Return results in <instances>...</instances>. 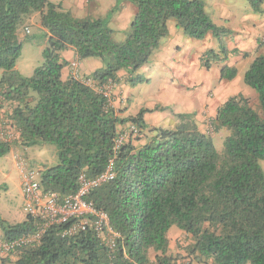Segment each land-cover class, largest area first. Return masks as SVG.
<instances>
[{
    "label": "trees",
    "instance_id": "16d2710c",
    "mask_svg": "<svg viewBox=\"0 0 264 264\" xmlns=\"http://www.w3.org/2000/svg\"><path fill=\"white\" fill-rule=\"evenodd\" d=\"M128 1L137 12L119 40L107 18L77 17L51 0H0V96L11 103L8 116L20 133L16 143L57 144L59 164L43 168L39 179L44 191L61 197L78 191L81 174L95 177L113 160L115 178L92 189L86 199L108 214L119 234L110 248L91 227L65 234L75 224L70 220L50 227L39 242L14 250L15 260L4 258L0 264H178L168 253L172 228L192 237L189 253L198 261L264 264V116L252 107L250 97L231 96L218 108L216 131L229 132L219 152L213 137L199 128L195 112L175 113L173 127H152L145 114L166 107L120 117L109 99L85 80L63 79L67 62L62 52L69 48L80 59L101 60L102 67L86 76L97 85L118 83L122 70L125 81L134 84L169 36L170 20L192 38L221 39L228 32L213 20L204 0ZM248 2L253 13L264 14V0ZM31 10L41 13L47 45L45 61L26 77L16 68L22 52L17 27ZM259 45L264 47V38ZM220 46L225 57L213 51L215 61L227 58L225 44ZM211 61L204 56L208 68ZM237 74L236 66L221 68L222 79ZM244 82L258 92L264 115V53L254 58ZM128 122L151 136L143 145L135 143L138 137L116 149L119 126ZM12 145L0 141V155ZM0 226L3 241L36 230L28 214L22 223L2 221Z\"/></svg>",
    "mask_w": 264,
    "mask_h": 264
},
{
    "label": "rangeland",
    "instance_id": "374dc122",
    "mask_svg": "<svg viewBox=\"0 0 264 264\" xmlns=\"http://www.w3.org/2000/svg\"><path fill=\"white\" fill-rule=\"evenodd\" d=\"M53 2H61L63 0H51ZM70 1V0H67ZM206 4L207 11L211 14L213 20L218 24H224L228 26V32L222 36L221 39L215 38L218 42V49L209 48L206 45L205 49V59L211 58L212 67H215L211 72V79L208 82H211L213 85V89L217 90L218 86L221 85V77H215L216 69L220 67V69L227 65L223 64L222 67L219 65L220 62L223 61H215L213 51L219 53L222 57H225V54L221 52L220 43L225 44L227 48V56L228 54L233 53L241 55L244 51L240 49L228 50L232 43H235L239 36L244 35V38L247 35L252 36L253 38H257L260 35L255 31L246 33V23L243 22V19L246 14L253 13L251 6L248 0H204ZM63 6V5H62ZM65 10H68L66 5L63 6ZM226 13L227 16H221V12ZM69 11V10H68ZM74 15H81L77 9L73 10ZM76 15V16H77ZM263 15V14H260ZM105 18V17H104ZM107 18V17H106ZM41 13L36 10H31L30 12L23 15L17 27V36L19 41L22 44V52L17 59L16 68L18 71L26 76L31 77L36 68L43 64L45 61L44 50L47 45V36L43 29L41 28ZM29 29V30H28ZM121 34V32H120ZM119 40L124 39L125 35H118ZM193 40L199 41L202 43L206 39H198L192 38ZM263 39V35L259 37V43ZM255 55L258 56L264 53V47L258 44L257 49L254 51ZM218 62V63H217ZM218 66V67H217ZM202 69H208L204 62H201ZM248 67H245L241 70V82L237 85L230 86L229 84H224L222 88L218 91L217 97L215 98V103L223 104L231 94H243L245 96L250 97L252 107L261 115L262 114V104L258 95V92L245 84L244 82V74ZM140 72V71H139ZM3 70L0 69V79L2 77ZM142 76V80L137 81L134 84H128L129 89L127 91L128 98H122L121 107H126V116H136L142 108H148L150 106H154L160 102V92L161 87L164 84L163 82L168 78L166 72H158L151 76ZM220 76V74H219ZM86 78V77H85ZM205 81H201L199 84L204 86ZM225 83H228V80H225ZM200 85L194 87L193 89L199 88ZM244 87H246V91H244ZM240 92V93H238ZM212 92H210L211 94ZM237 93V94H236ZM33 95H37L33 93ZM2 101V102H1ZM0 103L2 107H0V121H9L12 120L9 118L8 113L12 109L10 102H4L3 99H0ZM160 105V104H159ZM157 105V107L159 106ZM160 112V111H159ZM159 112H155L154 114L149 115V122H152L154 119H158ZM167 116L171 115L173 117L172 126H164L162 121H159L155 124H149L152 127L155 126H163V127H173L176 122L175 112L172 108L166 107L164 110H161ZM196 119L199 124V128L202 132L209 134L213 137L214 145L219 152H223L224 150V140L228 135V130L225 128H221V130L216 131L215 121L212 116H205L199 120ZM12 133L15 132L14 127L10 128ZM146 134H151V132L147 131ZM140 139L144 137V134L141 133ZM18 138L12 141V149L7 153L0 155V224L2 221H5L9 224H17L22 223L27 218V211L25 210V199L22 191V174L20 169L16 165V160L21 158V160L25 163L26 166L34 169L38 173L45 167L56 166L60 162L59 158V148L57 144L52 142H42L29 147H22L16 143ZM260 165L264 171V159L260 160ZM3 230L0 226V261L4 258H9L12 261L17 258V252L4 253L2 250V238ZM171 240V248L169 250V254L175 257L178 261V264H214L213 259H206V261H198L195 254L189 253V247L192 243V237L184 232L183 230L172 228L170 233Z\"/></svg>",
    "mask_w": 264,
    "mask_h": 264
},
{
    "label": "crops",
    "instance_id": "0c3cea01",
    "mask_svg": "<svg viewBox=\"0 0 264 264\" xmlns=\"http://www.w3.org/2000/svg\"><path fill=\"white\" fill-rule=\"evenodd\" d=\"M55 3L59 4L58 2ZM61 3L64 7L65 5L69 7L67 9L72 12L73 15V10L77 9L81 14L80 16L75 14L77 17H107V19H109V25L116 31V39H119L117 37L118 35H125L124 32L126 33L129 30L131 21L137 12V7L128 0H91L89 2L85 0H63ZM117 4L119 5V8L115 12H112ZM220 12L223 17L228 14L226 13V10L225 13L222 12V10H220ZM243 22L246 23L245 35L253 30L260 35V38L262 35L264 38V14L248 13L245 15ZM218 25L230 29L224 24ZM40 26L46 33V30L42 25ZM169 31V36L161 40L160 48L152 55L150 61L139 70V73L144 76H151L158 72H166V75H168V78L163 82L164 84L161 87L160 102L148 108L157 109L159 106L170 107L175 113L195 112V114L197 113V118L199 120H201L204 115H210L215 119L217 110L221 106V104H216L214 102L218 91L224 84L233 86L235 84L238 85L241 82V70L245 67H249L256 57L254 51L258 47L259 37L253 38L252 36L247 35L244 38V35H241L235 43L231 44L228 50L237 48L244 52L238 56L237 54L234 55L230 52L227 59L220 62L219 65L221 67L223 64L236 66L238 68V74L236 78L228 80V83H225V80H221V85L218 86L216 90L215 88L213 89L212 83L208 82L212 78L210 72L215 67H212L211 64L208 69H202L201 62H204L206 45H208L209 48L218 49L217 40L211 35L206 37L203 43L201 40H193L184 35V33L176 26L174 20L169 21ZM224 43L227 44V41ZM62 57L67 62V65L62 70L63 79L71 77V64L74 61L79 63V74L82 78L92 75L95 70L102 67V62L98 58L80 59L74 48H69L63 51ZM119 76L120 81L115 83L112 89L113 106L116 108L120 117H128L126 116V111H124L127 109V104L126 107H121L122 98H128L127 91L129 86L125 81L127 76L126 72L122 70L119 73ZM214 76L217 78L221 77L220 67L216 69ZM201 81H205L204 86L202 85V87L199 84ZM197 85H200L199 88L193 89L194 87H197ZM244 89V91L247 90L246 87H244ZM210 92L212 93L210 94ZM234 95L235 94H231V96ZM157 105L159 106L157 107ZM155 112H159L158 119L156 118L152 122H149L148 116ZM162 120L164 126H172L173 124V117L171 115L167 116L164 112H161V110H154L145 114V121L148 124H155ZM128 123L119 126V130L123 129ZM143 134L144 137H142V139L139 137V139L135 140L137 145L145 144L148 137L151 136V134L147 135L146 132Z\"/></svg>",
    "mask_w": 264,
    "mask_h": 264
},
{
    "label": "built area",
    "instance_id": "2783aa9c",
    "mask_svg": "<svg viewBox=\"0 0 264 264\" xmlns=\"http://www.w3.org/2000/svg\"><path fill=\"white\" fill-rule=\"evenodd\" d=\"M85 1L89 2L91 0ZM71 69V77L85 80L104 94L109 99V105L113 106L112 89L115 83L110 81L99 86L90 78L80 77L77 61L72 62ZM0 99L3 98L0 96ZM13 127L12 121H0V141L12 142L19 137L20 133L16 127H14V133L10 131V128ZM140 135L139 127L131 122L128 123L123 129L119 130L115 148L118 149L124 142L129 139H137ZM16 157H14L16 165L23 177L22 191L25 199V210L35 220L36 230L31 235L13 241H3L2 250L4 253H11L27 244H35L41 240L50 227L67 223L70 220H74L75 224L65 234L72 235L91 227L110 248H114L115 240L119 237V234L110 226L108 214L103 210H98L93 202L86 199L92 189L100 187L115 178L113 160H110L107 168L95 177L90 178L84 173L81 174L78 191L61 197L55 191H44L40 184L39 173L26 166L21 158H18L17 161Z\"/></svg>",
    "mask_w": 264,
    "mask_h": 264
}]
</instances>
